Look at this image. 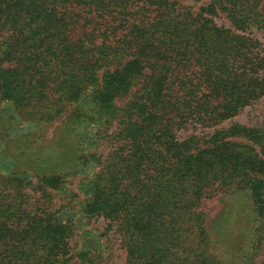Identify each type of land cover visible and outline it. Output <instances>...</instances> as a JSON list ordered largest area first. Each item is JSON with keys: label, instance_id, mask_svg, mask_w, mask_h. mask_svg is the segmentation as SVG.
<instances>
[{"label": "trees", "instance_id": "trees-1", "mask_svg": "<svg viewBox=\"0 0 264 264\" xmlns=\"http://www.w3.org/2000/svg\"><path fill=\"white\" fill-rule=\"evenodd\" d=\"M183 1L0 0V101L115 143L79 210L54 206L56 177L38 195L0 173V264H111L79 213L119 233L122 264H264V126L220 128L264 96V0Z\"/></svg>", "mask_w": 264, "mask_h": 264}, {"label": "rangeland", "instance_id": "rangeland-1", "mask_svg": "<svg viewBox=\"0 0 264 264\" xmlns=\"http://www.w3.org/2000/svg\"><path fill=\"white\" fill-rule=\"evenodd\" d=\"M183 4L193 12H198L204 1L184 0ZM214 19L221 25L233 27L226 13L220 12ZM251 32L264 43V29L253 27ZM82 98L87 96L84 94ZM75 107L77 105L72 109ZM0 111L6 132L4 140H7L0 143V173L7 177L15 173L24 179L34 181L33 185H27L25 189L38 195L41 192L37 187L39 178L56 177L59 179L57 188L49 189L54 196V206L60 207L61 203H66L68 207L73 206L79 210L78 201L85 198L88 185L99 170V163L92 154L103 155L104 158L115 147V143L110 142L111 136L108 135L111 130H104L99 121L88 118H80L76 125L70 126V123H66L70 113L63 110L51 118H40L38 110L36 113L20 111L8 100L0 101ZM235 123L251 127L264 126V96L253 105L245 107L235 117L225 120L220 128H228ZM210 131L212 130L209 129L207 132ZM202 132L199 130L195 133L203 134ZM191 134L192 130L185 131L180 138L185 139ZM243 199L236 204L237 215L234 221L236 222V219L242 221L239 227L247 218L246 211L249 208V201L245 200L247 199L245 197ZM69 200L71 203H68ZM215 204L216 207L220 205L218 202ZM79 217L82 231L93 228V233L86 237L82 232L80 241L85 239L107 244L111 264H122L125 252L121 246L119 233L106 232L107 225L102 218L88 220L83 217V213H79ZM212 252L215 260L220 258L224 260V255L222 256L218 249H212ZM263 254L264 251L259 256L260 260L264 258Z\"/></svg>", "mask_w": 264, "mask_h": 264}]
</instances>
